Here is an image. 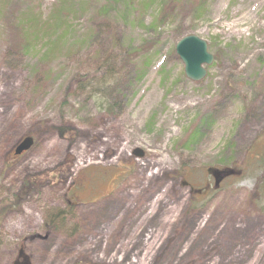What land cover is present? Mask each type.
<instances>
[{"label": "rangeland", "instance_id": "1", "mask_svg": "<svg viewBox=\"0 0 264 264\" xmlns=\"http://www.w3.org/2000/svg\"><path fill=\"white\" fill-rule=\"evenodd\" d=\"M114 1L0 0V264H264V0Z\"/></svg>", "mask_w": 264, "mask_h": 264}, {"label": "water", "instance_id": "2", "mask_svg": "<svg viewBox=\"0 0 264 264\" xmlns=\"http://www.w3.org/2000/svg\"><path fill=\"white\" fill-rule=\"evenodd\" d=\"M174 50L183 65V72L186 78L192 81H199L204 78L206 69L204 65H210L213 56L207 51L206 42L196 35L188 34L179 38ZM33 143L30 136H25L15 146L14 155H19L28 150Z\"/></svg>", "mask_w": 264, "mask_h": 264}, {"label": "trees", "instance_id": "3", "mask_svg": "<svg viewBox=\"0 0 264 264\" xmlns=\"http://www.w3.org/2000/svg\"><path fill=\"white\" fill-rule=\"evenodd\" d=\"M112 3H116L117 4L118 2L117 1H114V0H105V5H109V4H112ZM61 8H62V6H59L57 9L59 10ZM58 10H56L55 12H53L52 16H50L46 21H44V24H43L44 25V28L48 29L49 27L54 26V23H56L59 19H61L63 17L62 14H59V11ZM96 17L100 18L102 22L101 23H98L96 25V27H95V34H97V33L100 32L98 30L100 28V26L105 27L106 25L107 26L110 25V23H109V21H107V19L108 20L111 19L107 13L97 14ZM110 22L114 25L115 22H116V20L112 19ZM16 43H18V42L16 41ZM17 47H19V49L21 48L20 46H17L16 45V47L14 49H16ZM101 54L98 53L96 57L98 58ZM110 63H112V61L111 62L109 61V63H108L109 66H110ZM98 68L100 69V71H103V75L100 76L101 77L100 81H102L101 83L103 84V86L106 85V83L109 82V81H111V82L112 81H115L113 79L115 74H113V71L112 70H111L112 72L109 71V69H107L106 71H104L101 68L100 65L98 66ZM142 75H143L142 71L141 70H137L136 76L137 77H141ZM39 79H40L39 76H36L35 77V83L38 84L39 83ZM105 89H106V87H105ZM57 131H61V129H57ZM262 151L263 152L256 158L257 159V162L259 161V163H260L261 160H264V149ZM231 169L232 168H227V167H223L221 169H213L212 170V175H213L214 179L219 180L223 176H226L227 174H229L230 171H231ZM22 186H23V188L20 190V192H18L17 194H14L13 195V200H12L11 204H14L15 205L18 200H21L22 198L25 199L29 194H31L33 192V190H36L40 186V183L38 181H34L32 179H29V180L25 181ZM255 190H256L257 194L261 198H264V177L261 178V179H259V181L257 182V185H256ZM4 209H5V206L4 207H1L0 211H3ZM58 215L61 216V214H58ZM19 253H21V252H19ZM19 257H21V255ZM16 263H18L17 260L15 261L14 264H16ZM20 263L21 264H28V261H27V259H25V260H23Z\"/></svg>", "mask_w": 264, "mask_h": 264}]
</instances>
